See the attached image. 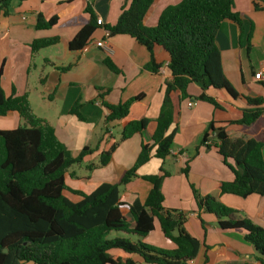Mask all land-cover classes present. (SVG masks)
Segmentation results:
<instances>
[{
    "label": "trees",
    "instance_id": "obj_1",
    "mask_svg": "<svg viewBox=\"0 0 264 264\" xmlns=\"http://www.w3.org/2000/svg\"><path fill=\"white\" fill-rule=\"evenodd\" d=\"M23 1L0 0V15L7 16L13 3ZM85 1L88 19L69 42L71 52L81 51L100 26L91 11L93 0ZM154 3L155 0H124L116 23L104 26L109 38L125 35L143 46L151 56L152 71L157 69L152 60L154 46H160L169 56L167 68L171 80L163 87L151 143H141L134 164L116 181L103 183L90 194L70 190L65 184V174L95 150L84 147L73 157L58 140L54 129L34 115L26 94L16 96L14 88L10 95L5 94L0 67V117L15 113L24 122L15 129L0 130V264H134L129 257L111 255L113 250L138 256L145 264H186L197 256L200 243L184 229L186 214L163 207L161 187L169 173L160 167L156 175L138 176L137 170L150 160L152 151L153 157L161 161L170 156L181 103L189 98L186 89L190 84L203 91L196 101L215 108H219L217 103L205 94L208 89L246 102L248 109L242 111L241 118L228 125L250 127L260 119L263 100L240 95L234 89L223 74L220 51L215 44L221 24L230 21L238 27L240 41L244 40L249 51L253 24L248 21L246 26L241 15L233 11L234 0H181L164 8L156 25L147 27L144 20ZM252 6L255 11H264V0H252ZM57 22L55 16L45 19L39 14L34 29L49 30ZM58 41L57 37L36 39L30 44L31 52L54 46ZM103 64L110 72L120 73L110 60L105 59ZM261 86L264 89V82ZM95 91L96 100L107 113L106 123L124 120L131 104L142 97L110 104L104 100L110 89L98 87ZM79 107L76 104L69 113L81 118L77 113ZM148 125V119L125 123L119 139L100 153L96 164L86 165V170L105 167L121 142L141 134ZM213 125L208 124L198 147L209 149L208 142L214 141L222 163L233 174L231 182L220 184V193L240 198L253 194L264 197V132L260 141L231 139L223 128L215 129ZM171 126L175 128L169 131ZM215 131H218L216 137L210 139ZM182 174L188 175V161ZM138 178L148 182L151 189L143 205L135 203L128 207L133 220L129 224L122 214L125 205L119 201V190ZM190 188L198 214L215 216L221 230L244 233V241L256 253L255 264H264V229L247 218H239L237 211L224 206L217 198L200 195L193 185ZM65 191L80 196L81 200L71 202L63 195ZM154 219L175 249L166 250L142 241L153 230Z\"/></svg>",
    "mask_w": 264,
    "mask_h": 264
},
{
    "label": "crops",
    "instance_id": "obj_2",
    "mask_svg": "<svg viewBox=\"0 0 264 264\" xmlns=\"http://www.w3.org/2000/svg\"><path fill=\"white\" fill-rule=\"evenodd\" d=\"M180 1L155 0L144 20L145 26H155L163 9ZM86 5L85 0H25L13 3L7 16L0 15V67L1 86L5 94L10 95L11 88H14L16 96L26 94L34 115L28 82L30 75L36 76L42 88V98H47V107L55 108L57 101H63V109L57 112L53 120L35 116L45 120L54 129L58 140L73 157L84 147L95 150L78 165L80 169H73L77 166L74 165L65 174V184L70 190L90 194L99 185L116 181L134 164L141 143H151L150 137L162 103L163 87L171 80V76L167 68L169 56L160 46L152 49L153 64L157 66L152 71L149 68L151 56L143 46L125 35L106 36L104 26L116 23L124 0L91 1V11L96 21L101 20V25L81 51L71 52L68 49L69 42L88 19ZM233 11L241 15L246 26L248 21L253 24V33L247 51L244 40L240 41L238 27L230 21L221 24L215 44L220 51L222 71L240 95L263 100L262 116L250 127L228 125V122L241 118L242 111L248 109L246 102L241 98L232 99L222 91L208 89L205 94L217 103L219 108H215L209 103L196 101L195 98L203 91L197 85L190 84L186 89L189 98L181 103L180 120L175 125L170 156L161 161L153 157L152 151L150 160L137 170L138 176L156 175L160 167L169 173L161 187L163 207L186 214L184 229L200 243L197 256L186 264H255L256 257L252 246L244 241V233L221 230L215 216L198 214L190 185L200 195L217 198L224 206L237 211L239 218H247L264 229V197L253 194L240 198L221 194L220 184L231 182L233 174L222 163L214 141L208 142L209 149L198 147L210 122L214 123L215 129L223 128L231 139L243 137L245 140L260 141L263 137V81H258L255 75L259 71L264 75V11H255L252 0H234ZM39 14L45 19L57 17L56 26L49 30H35ZM53 37L59 39L56 45L31 52L30 44L34 40ZM97 42H103L105 48L96 47ZM105 59L110 60L120 73L110 72L103 64ZM69 65L72 67L68 71H62ZM98 87L110 89L104 97L110 104L124 103L139 95L142 97L131 104L124 120L106 123L107 113L100 101L96 100L95 88ZM188 103L192 106L188 107ZM76 104L80 105L77 113L81 118L69 113ZM141 119L149 120L145 131L121 142L105 167L91 172L86 170V165L96 164L100 153L107 151L119 139L125 123ZM19 120L15 113L0 117V130L19 127ZM175 127L171 126L169 131ZM209 138L213 139L214 134ZM262 153L264 155V146ZM186 161L187 177L182 174ZM228 163L233 164L232 161ZM150 189L151 185L140 178L120 188L119 201L125 205L122 214L129 224L133 220L128 207L135 203L143 205ZM63 195L73 203L81 200L80 196L68 191ZM142 241L166 250L175 249V245L164 238L157 219L153 221V230ZM110 253L122 258L129 257L134 264H145L135 255H125L119 250Z\"/></svg>",
    "mask_w": 264,
    "mask_h": 264
},
{
    "label": "rangeland",
    "instance_id": "obj_3",
    "mask_svg": "<svg viewBox=\"0 0 264 264\" xmlns=\"http://www.w3.org/2000/svg\"><path fill=\"white\" fill-rule=\"evenodd\" d=\"M28 82H29V89H30L29 91L31 92V102L33 105L35 115H37L38 117L44 116L50 120H53L55 118L57 112H60L63 109V101H57L55 108L53 106L47 107L45 104V102H47V98L46 97L42 98V95L40 93L42 88L40 87L39 83L37 82V78H36V76H34V74H33V76H31V75L29 76ZM230 100H232V99H230ZM19 125L20 126L23 125V120H21V119L19 120ZM192 154H194V152ZM77 167H78V165L74 166L73 169H75V170L80 169ZM78 172H79V170H78ZM83 173H85V172L83 171Z\"/></svg>",
    "mask_w": 264,
    "mask_h": 264
},
{
    "label": "built area",
    "instance_id": "obj_4",
    "mask_svg": "<svg viewBox=\"0 0 264 264\" xmlns=\"http://www.w3.org/2000/svg\"><path fill=\"white\" fill-rule=\"evenodd\" d=\"M97 24H98V25H101V20H97ZM106 36L108 37V33H107V32H106ZM95 45H96V47H98V48H105L103 42H97V43H95ZM255 78H256L258 81H263V82H264V75H263L262 71H259V72L255 75ZM187 106H188V107H191L192 104H191V103H188Z\"/></svg>",
    "mask_w": 264,
    "mask_h": 264
},
{
    "label": "water",
    "instance_id": "obj_5",
    "mask_svg": "<svg viewBox=\"0 0 264 264\" xmlns=\"http://www.w3.org/2000/svg\"><path fill=\"white\" fill-rule=\"evenodd\" d=\"M218 131H215V134H214V138L216 137ZM194 155V154H193ZM6 252V250H4V253Z\"/></svg>",
    "mask_w": 264,
    "mask_h": 264
}]
</instances>
